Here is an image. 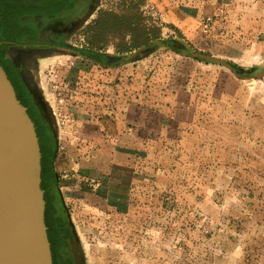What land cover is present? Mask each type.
I'll list each match as a JSON object with an SVG mask.
<instances>
[{"label": "rangeland", "instance_id": "obj_1", "mask_svg": "<svg viewBox=\"0 0 264 264\" xmlns=\"http://www.w3.org/2000/svg\"><path fill=\"white\" fill-rule=\"evenodd\" d=\"M116 2L23 14L20 44L5 52L53 104L55 126L42 108L43 128L79 264H264V0H146L169 46L147 47L127 68L109 67L124 63L109 47L93 54L100 67L75 52L97 10ZM125 177L128 186L112 184Z\"/></svg>", "mask_w": 264, "mask_h": 264}, {"label": "water", "instance_id": "obj_2", "mask_svg": "<svg viewBox=\"0 0 264 264\" xmlns=\"http://www.w3.org/2000/svg\"><path fill=\"white\" fill-rule=\"evenodd\" d=\"M144 50L124 57V62L142 57ZM204 57L230 68L229 63L218 58ZM263 76L264 71L255 75ZM36 84L35 78L30 84L25 83L54 128L52 113L32 91ZM44 215L41 152L35 125L0 64V264H53ZM73 259L74 264H79L74 251Z\"/></svg>", "mask_w": 264, "mask_h": 264}, {"label": "trees", "instance_id": "obj_3", "mask_svg": "<svg viewBox=\"0 0 264 264\" xmlns=\"http://www.w3.org/2000/svg\"><path fill=\"white\" fill-rule=\"evenodd\" d=\"M146 0H117L113 5L101 7L95 16L82 29L83 36L82 50L78 51L84 58L97 64L105 65L102 58H94L93 54L104 53L111 47L115 54L130 57L139 52L142 48H147L158 42L164 46H169L165 39L161 38V26L154 23V19L146 16L142 10ZM68 0H62L57 5L47 8L48 12H58L67 8ZM29 7L13 6L7 2H0V64L5 61V52L10 45H18L17 35L21 28L17 23L18 17L26 14ZM34 11L35 8L33 7ZM175 51V49H174ZM177 52V51H176ZM230 68H238L229 63ZM11 76L15 77V83L23 88L14 71ZM23 92V90H21ZM37 132L41 152V188L44 191L45 199V223L47 226L48 238L51 231L56 232L57 228L64 230V223L60 217L56 195L57 174L53 168L55 157V146L53 137L43 128L42 133ZM48 133V134H47ZM91 191L90 188H85ZM61 237L67 236L60 233ZM54 264V263H53Z\"/></svg>", "mask_w": 264, "mask_h": 264}, {"label": "flooded vegetation", "instance_id": "obj_4", "mask_svg": "<svg viewBox=\"0 0 264 264\" xmlns=\"http://www.w3.org/2000/svg\"><path fill=\"white\" fill-rule=\"evenodd\" d=\"M75 1H76V5H78V4L83 5V3L86 2V0H75ZM71 2H72V0H68L67 8H65L63 10H59L58 12H51V13L47 11L48 7H45L43 9L35 8V11H34V8L31 6L28 8V10H30V11L27 12L26 14L43 13V14H46L50 17L56 16V15H61V13L63 11H67L66 9H68V11H71V10H73V8H75V6H76V5H74L75 3L74 2L71 3ZM69 4H72V6H69ZM69 8H70V10H69ZM10 46H12V45H10ZM1 65L3 66V68L7 74V77L9 78V80H10V82L14 88L16 97L21 102V104L26 107V111H27L28 115L30 116V118L32 119V121L35 125L36 131L38 130V132L41 134L43 131V125L45 126V124H43V123H46V120L42 116V111H41L42 106H41L40 102L33 96L32 92L28 89L27 85H24L25 83H24L22 77L20 76L19 72H17L16 75H18L17 77L21 81V83L20 82H18V83L21 84L23 86V88H20V86L15 83V81H14L15 77L14 76L12 77L11 73H10L11 72V66L14 67L12 64L9 65L8 62L4 61V63H1ZM21 90H23V92H21ZM46 130H48V129L46 128ZM62 222L64 223V230H60L61 228L58 227L56 232L51 231V237L48 238L50 241L52 260H53L54 264H64L65 263V257H66L65 251L67 249L69 251V254L71 257V263L74 264L72 243L70 242L71 231H70L69 227L66 226V223L63 219H62ZM61 231L64 233L66 231H68L67 236L61 237V235H60ZM66 245H67V248H66Z\"/></svg>", "mask_w": 264, "mask_h": 264}, {"label": "crops", "instance_id": "obj_5", "mask_svg": "<svg viewBox=\"0 0 264 264\" xmlns=\"http://www.w3.org/2000/svg\"><path fill=\"white\" fill-rule=\"evenodd\" d=\"M103 54V53H102ZM114 54V56H118V57H121L122 59H123V57H125L124 55H118V54H115V53H113ZM80 58H83L84 59V56H79ZM86 59V58H85ZM137 62V60H134V61H128V62H124V63H120L119 65H116V64H113V65H110L109 67H111V68H117V67H119V66H121V67H128V63L129 64H135ZM96 65H98V66H103V67H105V68H107L108 66L107 65H101V64H97L96 63ZM37 74H35L34 75V78H35V80L37 79ZM39 77V76H38ZM37 81V80H36ZM46 96V95H45ZM45 102L47 103L46 105H47V107L49 108V111L52 113V108H53V104L52 103H50L49 102V99H46L45 100ZM52 115H53V113H52ZM54 116H53V121H54ZM78 124H80L81 122H77ZM128 182H130V180H129V178L128 177H125V178H117V179H112V184H118V183H122L121 185L122 186H128ZM79 190L82 192V193H84L85 195H87V196H89L88 198L89 199H91V196H92V194L90 193V192H88V191H86V190H84V188H79ZM58 205V204H57ZM57 208H58V211H59V205L57 206ZM60 214V213H59Z\"/></svg>", "mask_w": 264, "mask_h": 264}, {"label": "built area", "instance_id": "obj_6", "mask_svg": "<svg viewBox=\"0 0 264 264\" xmlns=\"http://www.w3.org/2000/svg\"><path fill=\"white\" fill-rule=\"evenodd\" d=\"M56 77L55 75V72L53 70H48L46 73H45V76L44 78L49 82H51L50 86L52 89L56 90L57 89V83L56 81L53 80V78Z\"/></svg>", "mask_w": 264, "mask_h": 264}]
</instances>
